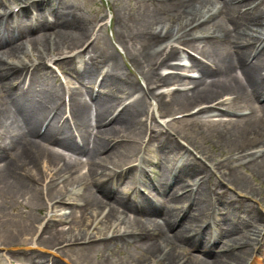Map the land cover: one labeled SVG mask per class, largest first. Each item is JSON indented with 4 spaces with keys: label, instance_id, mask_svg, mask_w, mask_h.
<instances>
[{
    "label": "bare ground",
    "instance_id": "obj_1",
    "mask_svg": "<svg viewBox=\"0 0 264 264\" xmlns=\"http://www.w3.org/2000/svg\"><path fill=\"white\" fill-rule=\"evenodd\" d=\"M10 1L16 2L18 0ZM188 1L189 2H185L179 7L175 14L182 23L188 21L187 25L189 26L195 24L203 17L201 13H203L206 8L214 5L213 0ZM228 1H230L228 7L222 9L219 15L224 17L226 24L229 22L228 24L236 29L237 52L232 56H227L221 51V48L214 50L215 58L218 63V70L216 68L209 69L214 66L208 68L207 66H201L194 62L192 65L193 68L201 73L203 79L193 82L196 86L188 92L182 93L178 90H176L178 92L175 90L169 91L165 100L158 101V104H163L164 110L175 107L183 109L195 104H197L196 107L201 105H213V103L223 98L224 95L234 96V98L239 97L240 104H245L244 99L247 100L249 104L259 103L264 99V12L253 14V12L261 9L252 8L250 12L243 14L245 17L249 18H247L248 23L242 25L237 21L236 15L241 14L240 11L243 7L254 4L256 0ZM263 3L264 0L261 6H264ZM2 5L3 3L0 0V10H2ZM64 11L65 19H63L64 21L59 25L60 28L58 30L60 32L58 44L67 46L68 40L74 32L80 34V39L84 40L85 44V42L89 40H87L89 37V27L85 24V20L81 16L75 14L76 9L73 7L64 8ZM2 20L5 21L6 24H4ZM146 23L149 27H157L163 23V20L162 17L153 15ZM51 24L56 26L57 20ZM36 25L37 28H39L40 23L38 22ZM4 27L8 39L12 40L15 27L8 21L6 14L0 12V33ZM20 27L21 31L27 27L31 30L36 28L34 24L28 25L25 20L21 21ZM216 27H219V31L223 34V37L231 33L228 25L218 24ZM194 28H200V26H194ZM60 29L62 30L60 31ZM45 37L46 36H43V38ZM138 37L141 38L142 41L144 38L145 46L142 48L143 50L140 53V57L137 56V61L147 65V78L159 79V82L166 86L182 85L183 81L181 77L161 72L162 69L173 66L171 61L175 59L179 60L182 54L180 55L173 47L170 48L168 43L165 44L161 33L156 31L147 30L143 38L141 34H139ZM182 38L183 36L179 37V39ZM122 41L124 40L122 39ZM183 41L193 45L189 40L185 39ZM43 42V40L39 39L34 40L35 46L39 47H37L38 51L43 57H46L48 63H52L56 58L58 60L61 57L66 59L69 57L66 52L68 48L64 46L57 48V52L54 50V53L48 52V54H46L42 51V46L45 45V42ZM164 45L165 48L161 50ZM20 49L19 46H12L8 51L14 54L13 58L16 59V63L14 64H10L6 62V60L0 58V83L7 88V105L5 108H0V125L12 128V125L14 126L22 123L26 126L25 129L29 134L28 136H33L34 138L31 140L26 139V144L21 143V152L12 159L5 157L3 148H0V180L5 181L9 186L13 184L18 190L24 192L30 190L33 193H37V187L31 185L27 181L26 176H31H28V179L33 184L34 178L31 174L36 172V167L39 162L45 164L47 170H50L53 165L57 164L59 158L63 160L69 158L65 167L60 170L61 173L66 174L69 169L67 171L65 168L75 167L74 161L79 159L77 155L85 156L88 163L87 172L81 174L78 179L72 178L68 186L77 184L83 186L85 191H98L99 196H89V198L92 204L93 214L101 209L97 218L102 216L104 220L102 229L107 230L109 228L108 223L115 213H120L118 219L123 220L121 229H118L112 236L108 235L105 240L98 242V249L103 252V257L112 255L114 249L111 248V245L114 246L119 243L129 245L142 239H144L143 241L147 239L153 241V243L147 245L146 251L148 256L142 264H146L150 261H152L153 264H156L155 261H158L159 264H242L244 255L254 251V248L249 247L243 250L224 251L214 254L204 249L208 236H211L213 233L211 226H218L220 228L219 233H221L220 237H226L229 240L232 239L235 230L232 227L230 228V221L226 218L215 219L216 211L211 208L208 202L209 196L206 195V193L209 192L206 189V185L203 186V183L196 185L198 191L194 194L195 203L186 206L188 196H190V199L192 192L194 193L191 188L196 176L192 175L190 180H186L184 179L186 173L184 174L182 172V175H180L181 171L179 173H174L173 171L167 173L168 170L165 169L161 172L159 178L156 180L154 179L152 183L146 178L147 170L143 166L141 158L138 157L139 150H135V142L143 135V125L145 129L144 133L147 132L148 126L146 122H143L144 113L147 110L149 97L155 95H153L154 92L142 90L139 86L135 85L131 88H126L128 90L130 89L129 92L122 86L119 88L120 84L125 83V80L122 81L121 76L116 73L117 67H119L117 64L119 60L116 55L112 53L107 55V66L109 69L105 73L104 83L106 85H113L114 82V86L119 88V93H115V91L111 93H101L94 99L93 95L87 99L84 93L79 91L75 92V89H72L73 92L70 94V114L72 122L77 128L86 131L89 127L90 130V132H88V140L83 143V146H78L73 143L70 131L65 125L56 128L54 124H52L41 138H35L38 136L35 132V128L41 124L43 118H45L43 116L46 106L41 105L35 109L34 99H31L32 93L35 92V88L31 87L36 77L35 70L37 66L35 63L26 61L25 59L22 60L25 58V53L20 51ZM91 49L92 47L84 49L79 56L74 57L73 61L70 60L74 62L75 59H77L80 62V58H85L84 69L90 75L93 72H99L101 68L97 63L98 57L94 54L96 51L91 52ZM25 73L30 76V90L24 92L23 87V91L21 92V85H15V83L17 80H20ZM217 73L218 75H215ZM217 76L221 77L216 78ZM118 81H120V84ZM102 87L104 88V85ZM139 93L140 95L137 96L136 94ZM126 94L128 95L125 96ZM41 95L44 96L47 103H52L49 107L50 109H47V113L55 111L56 114L54 118H57L64 107L59 90L55 87H50L46 83L43 85ZM125 100L130 101L128 103H122ZM236 100L233 103H229L228 105L230 106L228 108L226 107L224 111L217 109L220 107L213 105L210 108H201L202 110L198 113H215V115L234 114L236 111L241 110L236 105ZM219 104L223 106L227 103L224 102L223 104L222 102ZM119 108L121 109L117 115L114 116L112 112L114 111L115 113ZM260 109L264 112V104L257 107L258 112ZM188 111L190 110H187V112ZM13 114H16V119L10 122L8 118ZM145 114L146 117H149L148 113ZM242 121L243 125L239 129V132L252 140L243 148L242 152L246 157L254 159L261 155L262 150L260 148L264 147V128L256 127L252 122V118ZM16 130L17 129L14 131L16 132ZM155 142L157 145L161 144V146L167 150H181L178 144H173L174 142L171 137L159 138L156 136ZM46 143H56L58 147L66 153L50 148ZM150 149L157 150L156 148ZM150 149L149 152H152ZM252 149H256V151L249 152ZM147 152L148 149L145 151V155H147ZM138 160L139 163L136 165ZM172 160H176V157H172ZM260 162L263 163L261 165L264 167V157ZM258 163L255 165H258ZM26 168H29V171ZM135 168L141 169L139 183L133 182V180L135 181ZM196 172L197 171H195V173ZM231 173L233 174L234 170H232ZM56 176L57 173L53 176V180H55ZM121 181L131 185L132 189L142 184L145 186L151 184V191L155 192L156 196L159 195L170 200L172 207L163 209L162 206L159 205L161 208H158L157 204L151 199L154 203L146 200L147 207L142 206L144 211L141 213L136 211L135 207H133L129 201L121 202L119 193L113 203H110V201L108 202L106 198L107 191L111 194L110 190ZM239 181L241 184L245 183L243 179H239ZM174 184L175 186L170 190L171 186ZM66 194L67 191L63 190L51 193L50 196L52 200H58L52 206V212L55 213L53 217H65L63 215H57L56 212L58 208L61 207L60 203L63 202V196H66ZM175 205H178V208L175 207ZM192 206H195V208L190 212ZM42 209L43 208H40V210ZM104 211L107 212L104 213ZM181 212L184 213L181 214ZM188 212L189 215L186 216ZM129 213L147 215L149 217V222L145 223L137 217L134 219L129 218L126 222L128 218L125 215L128 214L129 216ZM78 214L80 217L74 226L69 227V229H58L52 226L50 232L44 229L41 236L37 239L38 246L52 249L58 248L50 257L36 251H29L20 253L24 258H21L19 261L24 264H45L47 261H51L52 264H62L60 249L64 243L70 242L72 244L71 246H74L78 245V242L82 240H87L85 245L90 244L94 246L91 243L96 235L90 233V228L87 229V224L91 217L86 210ZM207 218H209V221L206 223L205 220H207ZM159 220H161V222H159ZM37 221L38 216L31 215L26 221L20 222L17 226L3 224L2 228L7 232V240H13L16 233L19 237L24 234H29L33 228H36L35 224ZM254 221L256 225L253 226L252 231L258 232L264 225V216L258 214V217H256ZM49 223H51V220L48 224ZM120 233H122V236H120ZM82 235L84 236L83 238H78ZM241 239H246V237H241ZM240 240H234L233 243L231 240L230 246L240 244ZM10 243L12 246L20 244L18 242ZM227 245H229V243L225 244L224 247ZM185 246L190 249L195 247L201 257L196 256L194 259L188 258L186 262H182V260L185 259V255L183 254L181 258L178 257L182 252L181 248ZM169 248L171 251L167 253ZM203 256L205 260H203ZM12 263L8 261V264ZM253 264H259V259L257 261L255 258Z\"/></svg>",
    "mask_w": 264,
    "mask_h": 264
},
{
    "label": "rangeland",
    "instance_id": "obj_2",
    "mask_svg": "<svg viewBox=\"0 0 264 264\" xmlns=\"http://www.w3.org/2000/svg\"><path fill=\"white\" fill-rule=\"evenodd\" d=\"M185 2L189 1L178 0L174 2L169 1L162 3L153 2L150 0H66V3L68 4L67 7H73L74 9H76L75 14L81 16L85 20V24L89 27V37L87 38V40L89 39L87 41L88 43L85 42L84 44V40L80 39V34L74 32L68 40L67 46L58 44L60 37V32L58 30L60 28L59 25L64 21L63 19H65L64 13L61 14L60 18L58 17V26L53 27L49 23V21L52 20V9H54L57 4L56 0H50L47 3L40 2L41 5H39L40 3H36V5L39 7L38 8L36 6V8L41 12V15L38 16L37 19L42 20L44 30H42L40 33H30L27 40L21 43L20 51H23L25 53V58H23L22 60H32V55H29L28 50L32 52L37 62H42L43 58H45L38 51V46H35V39L43 40L45 42V45L42 46V51L46 54H48L50 47L57 49L64 46L68 48L66 51L67 54H69V56H73L79 51L83 50L87 45L92 44L93 50L96 51V54H98L100 63L105 64V66H101V75L102 71L103 74H105L109 69V67L107 66L108 62L105 59V56H107L109 53H112L113 55H116L119 60V63H117L119 67H117L116 72L119 73L123 78L127 79L129 82L124 84H120L119 82V88H121L122 86L129 92L130 89L128 90L126 88H131L133 85H135L139 86L142 90L148 91L149 86L152 84H156L159 80L156 78H147V65L139 63L137 61V56L140 57V53L143 50L142 48L143 46H145L143 35L148 30L161 33L165 44L168 43L169 46H173L187 56V58H183L182 61H172L171 64H184L188 66L193 65V62H195L196 59H194L185 51V49H188L190 51L196 52V54H198L200 57L205 58L218 67L214 50H216L217 48H221V51L227 56H232V54H235L237 52L238 47L235 27H232V25L228 24L229 22L226 24L224 17L221 15L213 16L210 21L206 20L205 23L200 26V28L193 27L195 24H198V22L191 26L187 25L188 21L182 23L175 12ZM229 2L230 1L228 0H214V5L206 8L203 13H201V15H203V17L205 15H209L207 14V12H210L212 9H214V12H216L218 9L224 8L226 3L228 7ZM16 4H21V2L18 0L16 1L15 5ZM246 8L247 7H243L242 12ZM5 10L6 9L2 8L0 12H3ZM40 12L38 13L40 14ZM260 12H264V6L262 7V11ZM25 14L29 23L31 21L30 17L32 16V14L30 11H25L24 13H21V17ZM153 15L162 17L163 23L161 25H158L157 27H149L146 22ZM236 16L239 24L243 25L248 23L247 18L249 17H245V15L242 14H237ZM218 24L228 25V28L231 30L230 35L223 37V35L214 33L219 32V28L216 27L218 26ZM61 30L62 29H60V31ZM139 34L142 35L143 41L138 37ZM197 35L201 36V38L193 42L194 46L183 41L185 39H192L194 38V36L198 37ZM43 36L46 37L43 38ZM181 36H183V38L179 39V37ZM122 39L124 41H122ZM3 43L5 45L4 49L8 50L11 46L10 43ZM163 48H165V45L161 48V50ZM3 51V49H0V58L6 60V62L8 63L16 62V59L13 58L14 54L8 51ZM61 61L62 63H67L64 59H62ZM77 63L73 62V64L67 65L71 69V71L67 69L68 67H65L63 65H56L58 66V71L60 68V70L65 73V77L63 79L68 82L69 86L79 87L86 93V95L88 94V96H90L92 85L94 84L96 77L100 73L96 72V74L94 73L95 75L91 76L89 74H85L84 71L79 72ZM193 70L194 71H186V69H183L181 67L174 68V66H172V69L169 68L167 70H161L162 73L177 74V76L181 77V79L183 80L182 84L184 85L172 86L167 88L163 86L162 88H159V90L155 91V96H161V100H165V93L170 90L179 88L182 93H185L187 91L186 89L189 90L195 87V84L193 82H197L201 78V74L199 71L195 72L196 69ZM54 72L55 73H53L52 75L51 73L43 71L41 79V81H43L42 85L39 87L37 95H34L35 109H37L41 105L46 106L44 116L50 109L49 107L52 103L49 104L45 101L44 96L40 93L41 88H43V85H45L46 83L50 87L61 86L59 77L56 71ZM80 75L83 79V82L81 81V79H79ZM215 75H218V73ZM191 76H196V78L194 79ZM218 77L221 76H217L216 78ZM119 88L114 86L113 82V85H106L104 93H111L112 91H115V93H119ZM6 91L7 88H5L2 83H0V108H2L5 104L3 103V101L5 102V98H7ZM59 93L61 94L60 97L62 98V88L61 92L59 90ZM119 95L123 96L122 94ZM127 95L128 94H126L125 96ZM136 95L138 96L140 95V93ZM245 97L250 99L247 96ZM155 98L156 97L152 95L149 97L147 110L145 111V113H148L149 117H146V114L144 113L143 118V122H146V118L150 119L149 127L152 126V131L150 130L147 134L144 133L145 129L143 125V135H141V137L135 142V150H140V155H145V145L148 147L150 135H155L154 131L159 126H161V121L171 132H174L176 134V137L172 135L175 145L180 144L178 142V140H180L186 147L191 148L195 151L190 150L189 153L183 154V151L159 149L157 151L151 152L150 157H148L146 161L145 156L143 157L142 161H145V166L148 169H152L154 171H157L158 174H161V172H163L165 169H174L177 164H180L184 165V169L182 170L184 171V174L186 173L192 175L193 173H195V171H197V174L194 175L196 176L195 178H197L198 176L209 177V179L211 178L209 186L212 189L219 188L217 192H225V196L218 197L223 199L220 201L221 203H219L215 195L209 196L208 193H206V195L209 196L208 200L209 202H211L210 197L216 200V204L219 208L217 211L221 213V217L224 216V219L226 218L230 221V228L232 227L235 230V234L232 235V239L229 240L228 238H225L226 241L230 243V241L232 240L233 243L234 240H240L241 237H246V239L240 240L241 243H244L246 241H249L250 239H254L257 234L256 232L252 231L253 226L256 225L254 219L257 217V213H260V211L264 213V167L263 165H261L263 163L260 162L258 163V165H249L245 168H239L237 167V163L235 162V160H233V152L240 150L252 141L249 139V137L239 132V129L243 125V118H239V115L237 114H231L224 117L197 119L196 117L198 115H196L192 117L188 116L184 119L170 124L172 117H174L175 115L185 113L188 114L192 110L200 107H196L197 104H195L183 109L180 107H175L170 108L166 111L162 109L164 107L163 104H160V107L155 101ZM129 101L130 100H125L122 103H128ZM244 101L245 104H240L239 99L236 100V105L239 109H242V111L238 110L237 113L248 111V113L250 114L252 112V114L248 117L252 118V122L256 127L264 128V112H262L261 109L259 112L257 111V107L264 104V99L261 100L262 102L252 104L247 103V100L245 99ZM227 102H230V100ZM187 110L190 111L187 112ZM254 110L256 114L254 113ZM253 114L254 116L252 117ZM153 116L155 120L150 118ZM157 119L159 122L157 121ZM40 125L41 124H39L35 128V132L36 130H38ZM25 128L22 129L13 125L11 128L3 127L0 125V144H4V148L6 150L13 149L16 151V148L14 147H19V150L16 152L15 156H17L22 149V146L19 143L23 142L26 136L29 135ZM15 129H17L16 132L14 131ZM82 131L83 132H76L79 138H81V135H83V133L84 135L87 133L84 130ZM252 151H256V149H252L249 152ZM175 154H177L178 157L177 160L174 161L172 160V156H174ZM79 158H82V160L76 163L75 167L73 168V171L75 172L72 177L76 179H78L81 174L87 172L88 166V163L86 164V159L83 158V156L80 155ZM62 160L63 159L59 158L57 160V164L53 165L50 170H47L46 165L42 164V162L38 163L36 172L31 174L35 179V183L37 182L38 187L34 184V182L32 184L29 181L28 176L31 177L30 175L26 176L27 181L31 185H35V187H37V193H33L30 190H27V192L18 190L13 184L12 186H9V184H7L5 181L0 180V264H6L3 258L4 255H7V253L9 254V250H24L27 248H32L36 243L37 236L40 234V232L37 233L38 227L45 228L47 231H51L52 226L53 228L58 229H69V227H72L77 223L80 217L78 213L81 211L83 212L86 210L91 217L89 223L87 224V229L90 228L94 230L95 233L97 232V230L95 229L97 226L96 222L101 221L100 218H97V216L100 214L101 209L97 210V212L93 214L92 204L89 198V196H99L97 190L86 191V193L84 191H81L80 193L76 194V201L71 200L70 197H67V203L63 205V207H65L66 209L61 210V208H58L56 212V214L58 215L65 213V218L60 219V217L58 216H51V206L53 204V201H50L48 193H50L51 191L54 192L56 191V189L60 190L61 187L57 186L58 183H62V177L59 178L57 183H52L49 186H47V184L51 179L50 172H54L57 168L56 166ZM156 162L159 164V166L154 168V164ZM233 167L237 169L236 172L232 175L227 176L230 171L233 170ZM26 169L29 171V168ZM186 179L190 180L191 176L187 177ZM239 179H243L245 183L241 184ZM120 184L121 185H119L118 189V192L120 194V201H129V203L133 207H135L136 211L143 213L144 208L142 206L147 207V203L145 201H148V199L145 200L143 198L140 203L139 197L143 195V193L137 196V194L133 193L131 185H127L125 183ZM74 186L77 187L76 185H72L70 187ZM143 191L145 192V194L151 196L149 194L151 192L150 189H143ZM129 193L130 199L129 196H127L129 195ZM110 197L111 195L109 194V191H107L106 198L108 202H111V200H113V198ZM253 199H257V202L253 201ZM154 200L156 201V204L158 202V207H172L170 200H168L166 197L157 195L156 197H154ZM71 203L79 204V207L74 210L72 215L70 213L71 210L69 209L70 207H73ZM87 205H89V207H87ZM138 206H140V208H138ZM175 207L178 208V205H175ZM40 208L43 209L40 210ZM119 214L120 213H115L113 215L110 222L108 223L109 228L107 230L103 229L102 232L95 234L97 235V239H104L107 234H113L112 230L114 231L115 228L110 231V227H112V224L115 225L114 221L119 217ZM31 215H34L36 217L38 216V221L35 224L36 228H33V230L29 234H24L20 237L16 233L13 240H7V232L2 228V225L12 224L17 226V224H19L20 222L26 221L27 218ZM135 217L145 223L149 222V217L147 215H135L132 213H129L126 222L129 220V218L134 219ZM69 219L70 223L68 222ZM50 220L51 223L48 224ZM208 220L209 218H207V220L205 221L208 222ZM159 222H161V220H159ZM100 227L103 226L101 225ZM262 229L263 228H261V230ZM217 232V227H215V229L213 230V234ZM83 237L84 236L82 235L78 238ZM141 241L142 242L135 241L129 245H123L121 243L114 246L112 245L111 247L112 249H114L112 255L105 258L103 257V252L98 249L97 245L84 248L75 246L66 249L63 253L68 254L74 260L75 264H142L148 256V253L146 251L147 245L153 243V241L150 239ZM10 242H18L20 244L19 246H12ZM211 242L215 241L211 240L210 245L207 244V251L210 250L209 246H211ZM242 248H244V245H242ZM212 249L216 252L219 250H224V247H220L218 248V250L217 248ZM49 251L53 252L55 250L51 249ZM169 251L171 250L168 249L167 252ZM181 251L182 252L178 258H181L183 254L185 255L186 260H188V258L194 259L196 256L201 257L200 253L195 247L193 249H190L185 246L181 248ZM249 254L250 253L248 252V254L246 253L244 255L242 264H246L249 259ZM203 260H205L204 256ZM155 262L156 264H159L158 261ZM146 264H153V262L150 261Z\"/></svg>",
    "mask_w": 264,
    "mask_h": 264
}]
</instances>
